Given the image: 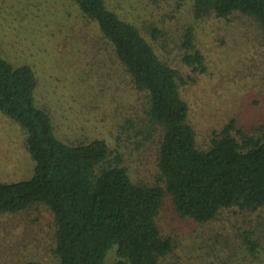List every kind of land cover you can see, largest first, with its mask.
I'll use <instances>...</instances> for the list:
<instances>
[{
	"label": "rangeland",
	"instance_id": "obj_1",
	"mask_svg": "<svg viewBox=\"0 0 264 264\" xmlns=\"http://www.w3.org/2000/svg\"><path fill=\"white\" fill-rule=\"evenodd\" d=\"M106 2L182 75L180 91L200 147L231 120L246 135L264 125V44L254 23L239 15L197 19L192 0ZM153 29L162 33L156 41ZM189 29L205 56V73L181 62ZM100 37L98 24L84 19L72 0H0V53L15 68L34 72L35 105L50 115L55 136L76 145L105 140L123 153L134 181L153 182L157 146L156 139H146L142 123L147 101ZM34 169L24 130L0 113V183L27 181ZM158 224L163 235L176 241L163 264H264V209L250 215L224 211L205 226L179 218L167 203ZM247 232L261 245L254 254L244 243ZM51 233V215L44 206L0 215V264H56ZM228 235L238 239L239 262L224 258ZM113 250L107 264L117 258Z\"/></svg>",
	"mask_w": 264,
	"mask_h": 264
},
{
	"label": "trees",
	"instance_id": "obj_2",
	"mask_svg": "<svg viewBox=\"0 0 264 264\" xmlns=\"http://www.w3.org/2000/svg\"><path fill=\"white\" fill-rule=\"evenodd\" d=\"M72 1L84 19L98 24L100 39L147 101L142 123L146 139H156L154 181H134L123 153L105 140L77 145L60 141L50 115L35 105L37 79L32 69L15 68L0 53V113L24 130L35 164L31 179L0 183V215L44 206L51 215L56 264H107L113 248L117 257L113 264H163L176 248L175 239L163 235L158 224L167 203L179 218L205 226L224 211L249 215L262 211L264 125L246 135L231 120L200 147L180 91L185 83L180 72L106 0ZM192 3L197 19L239 15L249 20L264 44V0ZM161 35L153 29L152 40ZM182 49V64L205 73V56L192 29L184 35ZM245 234L244 243L252 253L259 251V240L251 232ZM237 240L228 235L223 241L227 262L242 257Z\"/></svg>",
	"mask_w": 264,
	"mask_h": 264
}]
</instances>
